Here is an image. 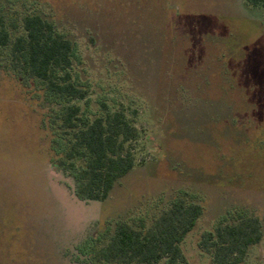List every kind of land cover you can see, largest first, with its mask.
I'll return each instance as SVG.
<instances>
[{
    "label": "rangeland",
    "instance_id": "1",
    "mask_svg": "<svg viewBox=\"0 0 264 264\" xmlns=\"http://www.w3.org/2000/svg\"><path fill=\"white\" fill-rule=\"evenodd\" d=\"M32 12L75 42L71 72L89 91L84 114L123 108L141 138L136 165L106 200L82 196L44 125L54 105L7 67L0 48V264H93V246L118 222L149 226L179 197L204 207L182 243L190 264H213L199 242L221 221L254 214L264 228V8L246 0H0L12 29ZM247 264H264V236Z\"/></svg>",
    "mask_w": 264,
    "mask_h": 264
},
{
    "label": "trees",
    "instance_id": "2",
    "mask_svg": "<svg viewBox=\"0 0 264 264\" xmlns=\"http://www.w3.org/2000/svg\"><path fill=\"white\" fill-rule=\"evenodd\" d=\"M246 2L264 8V0ZM0 48L7 50V67L26 83L36 81L46 104L54 105H49L44 125L53 136L58 163L76 171L82 196L106 200L136 165L132 148L141 130L123 108L114 112L105 108L93 118L84 114L80 102L89 91L71 72L77 57L75 42L43 14H25L18 29L0 19ZM203 212L201 203L179 197L149 226L120 221L106 243L93 246L91 260L93 264H190L182 243ZM263 236L259 216L239 213L204 232L199 244L213 264H247L251 248Z\"/></svg>",
    "mask_w": 264,
    "mask_h": 264
}]
</instances>
